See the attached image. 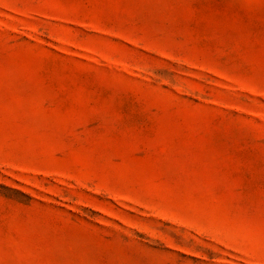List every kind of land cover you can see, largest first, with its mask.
<instances>
[{"label": "rangeland", "instance_id": "rangeland-1", "mask_svg": "<svg viewBox=\"0 0 264 264\" xmlns=\"http://www.w3.org/2000/svg\"><path fill=\"white\" fill-rule=\"evenodd\" d=\"M0 264H264V0H0Z\"/></svg>", "mask_w": 264, "mask_h": 264}]
</instances>
